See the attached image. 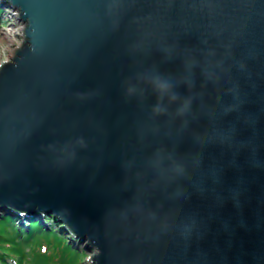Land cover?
<instances>
[{"label":"water","instance_id":"95a60500","mask_svg":"<svg viewBox=\"0 0 264 264\" xmlns=\"http://www.w3.org/2000/svg\"><path fill=\"white\" fill-rule=\"evenodd\" d=\"M2 1L0 210L91 264H264V0Z\"/></svg>","mask_w":264,"mask_h":264},{"label":"rangeland","instance_id":"374dc122","mask_svg":"<svg viewBox=\"0 0 264 264\" xmlns=\"http://www.w3.org/2000/svg\"><path fill=\"white\" fill-rule=\"evenodd\" d=\"M6 10L9 12L13 13L14 17H18V13H15V9H12L9 6H6ZM12 16V17H13ZM13 17V18H14ZM18 22L19 24L15 23V25L10 23V21H1L0 20V63L6 59L10 60L11 56L14 55L10 54L8 55V50L14 47V52L15 50L21 45V43L24 40V28L25 24L19 19L18 17ZM17 24V25H16ZM19 26L22 27L21 31H16ZM8 34L9 36L13 39V42L15 44H19L17 47L12 43L8 41ZM9 37V38H10ZM2 211L0 210V214ZM12 221L13 226L15 229H18V236H16L13 239V242L18 243V248L16 251L19 253L18 259L14 260L15 258L12 259V261L7 258L3 262L4 264H56L57 259H58V253L57 251L51 252L52 250L49 251V246H53L55 248L62 247L63 244H70L68 240L71 242L73 245V248H78L79 251H83V253H73L72 250L73 248L69 245L70 251H69V263L68 264H91V257L93 252H88L85 251L83 246L78 243L77 240H70L69 239V234L67 232H64L63 230H60V227L55 223L52 222L51 218H47L44 216V221H39L40 222V227L36 230H32V233H29V227L34 225V222H29L28 219H25L24 222H22L20 219L17 220L14 216ZM46 217V218H45ZM37 222V223H39ZM51 228H53L56 232V235H50L52 232ZM46 234L44 235L42 232L47 231ZM43 234V235H42ZM64 235V237H63ZM63 239V243L61 242ZM80 246H82L80 248ZM5 259V258H4Z\"/></svg>","mask_w":264,"mask_h":264},{"label":"trees","instance_id":"16d2710c","mask_svg":"<svg viewBox=\"0 0 264 264\" xmlns=\"http://www.w3.org/2000/svg\"><path fill=\"white\" fill-rule=\"evenodd\" d=\"M46 218V217H45ZM47 218H51L52 222H55L53 220V218L51 216H48ZM13 217L10 216V214H4L1 213L0 214V264H4L3 262H7L5 261L7 258H9L10 261H12L13 258H15L14 260L18 259L19 253L16 251V249L18 248V243L13 242L12 238H15L16 236H18V229H15L13 226ZM38 221V220H37ZM34 225L30 226L29 228V233H32V230H36L40 227V222L37 223L36 221H34L33 223ZM52 232L50 233V235H56V232L53 228H51ZM47 231H43L42 233L45 235ZM42 234V235H43ZM64 237V235H63ZM63 243V239L61 241ZM72 248L73 246L71 244H69ZM69 245L67 244H63L62 247L59 248H55L53 246H49V251L52 250L51 252H56L58 253V259L56 264H68L69 263ZM82 246H80L81 248ZM83 253V251H79L78 248H73L72 250V254L73 253ZM5 258V259H4Z\"/></svg>","mask_w":264,"mask_h":264},{"label":"bare ground","instance_id":"6f19581e","mask_svg":"<svg viewBox=\"0 0 264 264\" xmlns=\"http://www.w3.org/2000/svg\"><path fill=\"white\" fill-rule=\"evenodd\" d=\"M6 4L2 1V0H0V20L1 21H6V22H8V21H10V23H12V25L14 24L15 25V23H17V24H19V22H18V17L16 16V17H14L13 16V13L12 12H10V14H8L9 12L6 10ZM15 13L17 14V13H19V10L17 9V8H15ZM14 18H13V17ZM16 24V25H17ZM21 31L22 30V27L21 26H19V28L16 30V31ZM9 36V34H8V41L9 42H12L16 47L19 45H17V44H15L14 42H13V39ZM14 53V47L12 46V48H10L9 50H8V55H10V54H13ZM6 59H4L3 61H5ZM2 211V213H4V214H6V212L5 211H3V210H1ZM46 217H48V216H51V215H45ZM52 217V216H51ZM30 228V227H29ZM28 228V229H29ZM80 245H82V244H80ZM92 255V254H91Z\"/></svg>","mask_w":264,"mask_h":264}]
</instances>
